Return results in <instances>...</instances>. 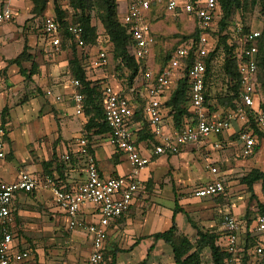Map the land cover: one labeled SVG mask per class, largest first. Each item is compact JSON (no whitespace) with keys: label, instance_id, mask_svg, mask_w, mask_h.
I'll return each mask as SVG.
<instances>
[{"label":"built area","instance_id":"1","mask_svg":"<svg viewBox=\"0 0 264 264\" xmlns=\"http://www.w3.org/2000/svg\"><path fill=\"white\" fill-rule=\"evenodd\" d=\"M5 0L0 8V32L3 27L14 19L12 2ZM220 0H129L127 12L121 16L122 24L127 27L133 45L131 51L139 62V73L132 84L131 90L135 96L144 100L143 120H136L135 114L139 105L127 95V90H116L106 81L102 84L104 96L105 120L111 132L107 137L109 145L124 154L129 160L132 171L118 176H104L100 173L95 155L89 150L86 137L77 140L73 152L85 157L84 181L77 188L58 186L49 176L37 174L27 167L18 170L14 181H7L0 175V264H20L32 256L29 250L19 251L14 246L17 236L12 205L20 194H30L36 191H49L65 215L70 231L76 229L86 232L91 239V252L88 264H101L103 250L108 238V230L113 222L129 213L138 193L142 191V175L153 161V155H177L187 145L199 144L216 137L212 142L214 150L230 147V139L219 137L233 130L231 135H237L235 147L242 157L255 154L258 145V135L252 128L251 117L264 132V112L261 100L256 90V75L258 70V39L261 29L253 28L245 31L242 24L233 28L229 44L234 47L238 59L240 73L239 100L235 109L226 111V115L211 111L207 103L205 58L215 49L217 31L221 19ZM166 4L167 11L175 18L186 14L195 26L202 32L198 40H186L172 52L163 68L156 73L149 63V57L156 40L148 22L147 13L156 4ZM41 33L46 41L48 56L54 58L72 49L75 45L81 50V55L87 54L89 46L84 39V28L79 23L69 25L70 39L63 45V28L53 15H45L41 21ZM227 33V32H225ZM1 45V41H0ZM191 51L194 58L189 60ZM88 72L91 69L103 70L109 64L106 50L98 48L93 58L85 61ZM186 76L189 82V106L192 115L184 118L177 126L166 119L169 108L165 107L167 93L174 90L178 81ZM68 78L69 100L74 104L76 114L84 115L85 94L81 91L82 81L76 77L71 66L65 69ZM48 97L62 101L64 96L57 94L51 88L45 91ZM167 109V110H166ZM147 123L154 138L153 155L144 153V146L136 143L135 130L142 129ZM239 125V129L234 128ZM10 121L0 107V159L8 155L6 137ZM71 153L63 154V160H71ZM205 168L210 175L204 187L196 188L193 197L203 199L217 197L227 190L226 172L209 154H204ZM87 205L93 206L98 220L88 222L83 217ZM240 221L231 214L223 219L222 231L225 234V249L229 253L226 264H264V215H257L251 226ZM245 232L249 239V247L242 243ZM249 232V235L247 233ZM249 236V238H248Z\"/></svg>","mask_w":264,"mask_h":264},{"label":"rangeland","instance_id":"2","mask_svg":"<svg viewBox=\"0 0 264 264\" xmlns=\"http://www.w3.org/2000/svg\"><path fill=\"white\" fill-rule=\"evenodd\" d=\"M5 1V0H4ZM60 6L63 9H66L69 11V15L73 16V9L70 6V0H58ZM93 3V9H92V23L93 25L97 26V31L99 34H101V43L98 45V47H103L107 50L108 57H109V64L104 68L105 73L107 74H114L116 76L117 73L121 74V70L118 69V65L120 63V60H117L114 57V46L111 45L110 42H108L107 36H105V28L102 22V8L99 4V0H92ZM25 5V9L27 8V12H25V16L20 18L21 25H17L16 19L14 21V24L17 25L18 32H17V38L14 41V44H11V46H8V51L11 52L12 49L14 51H22L23 46L25 47L28 45L29 41L33 38L35 39L36 36H42L39 31L40 27L39 24H41L42 18L44 15H48L50 13V8L52 10V15H55L54 11V0H49L47 7L43 13L39 12H33V8L37 5L36 0H14L12 2V8L15 6ZM158 14H155L152 17V26L154 33L156 34V43L155 46L152 48V52L149 57V62L152 65V67H158V65H161L162 59L166 56H168L170 53H172V50L177 46L179 43V40L183 38L186 34H189L191 32H194V24L189 19V17L184 14L181 17H178L175 19L168 11L164 8V6H158L157 7ZM22 11V10H20ZM23 12V11H22ZM222 17V16H221ZM74 18V17H72ZM38 20V28H35L33 25ZM182 20V21H181ZM229 27L227 28V34L229 37H231V34L233 32V28H235V25L238 24H244V25H250L251 27H254L256 29H262L264 26L263 22V16L261 13V7L259 5L253 6L252 0H243V6L241 9L235 10L232 18L229 20ZM218 28V27H217ZM224 32V33H225ZM38 36L36 39H38ZM35 37V38H34ZM43 38V37H42ZM38 53L36 54V57L38 55L40 56V63L36 61L37 63L36 67L34 68V71H36L37 74H46L45 71H48V68H50V65L52 67V70L54 69V66H57L56 74L57 75H64L63 72L66 69V64H61L63 62L62 57H56L53 61H50V58L46 56V53H44L41 49H39L38 44ZM99 47V48H100ZM16 48V49H15ZM30 46H27V52L29 53ZM24 50V48H23ZM19 51V53H20ZM81 50L78 49V53H80ZM95 52V50L93 51ZM97 52V51H96ZM95 52V53H96ZM22 53V52H21ZM20 53V54H21ZM19 54V55H20ZM18 55V56H19ZM33 55V54H32ZM34 57V55H33ZM70 57V54H69ZM92 57V55H91ZM90 57V58H91ZM25 55L22 57V64L25 61ZM89 60V56L87 58ZM161 59V62H160ZM222 61V59H221ZM30 65V64H29ZM43 65V68L41 70L40 66ZM63 65V66H62ZM44 66L46 67V70L44 71ZM65 68V69H64ZM103 69V70H104ZM45 73H44V72ZM126 73H128L127 69L125 70ZM55 73V72H54ZM104 72L101 71V69H91V76L96 78L98 81L106 80L102 78ZM263 74V75H262ZM260 76V82L263 84L260 90V95L262 98V101H264V73H262ZM23 75V74H22ZM123 75V73H122ZM20 75H16L14 80ZM24 76V75H23ZM109 82L114 86L116 84L115 77L113 75H108ZM125 76V75H123ZM224 73L221 70L220 67H216V70L214 72V76L210 81V93H211V100L214 105H220V108L218 109V113L222 114L223 116L226 115V111L229 110L228 106H223L220 102V97H224L227 92V82L224 79ZM117 77V76H116ZM119 77V76H118ZM121 77V76H120ZM119 79V78H118ZM16 81V80H15ZM30 83V80H28ZM49 83V81H48ZM9 83H6L5 86L3 85L2 89L0 90V107L5 102L6 98H11L10 96V88ZM14 87V86H13ZM42 95L43 93L41 92ZM29 95V93H27ZM24 97V94L18 97V104L21 103L22 99ZM14 98V97H13ZM69 96L65 98V100L68 101ZM17 100V99H16ZM65 102L61 104H54V101L52 97H34V99L29 103H24L20 105H16L14 108H12L11 111V144L14 152L23 154L22 156H30L31 150H38L41 152L43 145L40 142L34 143V145H30V139L28 135V131H32L33 134L38 133L37 127L41 126L42 123H44L43 127L41 128L45 133H48L50 135V115H44L43 117H40L39 109L41 107V103H45L47 108H50V104L58 105L61 108L65 107ZM67 115L74 116L72 120L75 122V124H78L79 118L81 120H85L84 116H77L75 114V108L73 105H70L68 107V110L66 111ZM20 113L22 115H20ZM9 116V115H7ZM79 127V126H78ZM77 127V128H78ZM28 129V131H27ZM36 129V130H35ZM26 132V133H25ZM77 134L74 133H68V137L76 136ZM219 137L220 140H222ZM236 137L231 139V142L233 143L235 141ZM94 140V139H93ZM216 140V137H212L210 141ZM9 142V141H8ZM263 143L260 144L258 147L257 154H255L252 157L244 158L242 157L239 152H237V148L235 146H232L231 148L227 147L221 150H215L212 151L210 154L214 153V158L217 159V163L221 166V168L227 173L226 179H227V190L226 194L223 196H220V198H213V199H198L193 197V192L197 187H200L204 185L210 178L207 175V172L205 171L203 160L199 158L197 152V149H188L191 150L189 153H185L182 156V152H180L177 156H180L181 161L176 162V164H170V168L165 171L161 177V182H154L152 181V186L147 189V192H143L146 198H144V204L142 206L143 214L148 216L151 213H158V211H162V209H165L166 212H170L171 210L175 209L176 203L173 201L171 203V200L173 198H167L169 196L164 195L163 192L165 190L171 191L174 195L176 194L177 197H179L180 200H183L184 210L187 212V215H185L183 212V218L182 222L184 221L182 225V233L186 234L190 239L194 241V238L196 237L198 229L200 230H221L223 225V213L225 211H230L232 214L235 215L240 221L244 220L247 221V218L249 215L250 219L255 217L260 211V204L264 203V194L262 191H259L261 186L260 184L255 185L254 193L248 191V188L245 184L241 182V179L247 175L252 169H260L264 171V149ZM186 149V148H185ZM184 149V150H185ZM255 152V153H256ZM209 154V152H206ZM43 158H48L50 161V144L46 146V151L43 150L41 153ZM176 157V156H173ZM173 157H170L171 159ZM25 157L21 159L19 157L18 159L14 160H8L6 159H0V173L5 176L6 178H12L14 176L16 168L19 167L22 163L25 161ZM40 161L38 160L39 164L43 166L44 168V162L48 161ZM180 160V159H179ZM64 161V160H63ZM60 162L62 167L73 169L74 173H76V180L82 181L85 178V163L83 161L77 160L74 158L70 162ZM167 160H165V157L161 158V160L156 164V174H159L164 169V166L167 167ZM172 162V160H171ZM53 163V162H52ZM119 168V173L123 174L122 172L129 173L132 171V166L127 159L125 155H123V159L120 163L117 164ZM171 199V200H170ZM30 209H28L29 212H27V216H23L25 218H22L19 216V220H16V232L18 235H22V237L29 239V244L31 245L33 254L36 253L37 249L41 250L42 257L44 258L43 262L44 264H50V260H55L59 262V264H67L70 261L68 260V255L71 250L74 252V250H77V253L74 255L75 261L73 264H81L85 258V254H88L91 252L90 247L86 244L85 233L79 230L74 231H66L62 230L65 229V226L57 230L56 232H62L64 235L61 237L62 239H67L71 235H77L80 238L84 240V243H82V250L84 251V254L82 255L81 246H75L74 244H70L69 242L63 244V243H56L54 245L53 242L50 241V198L43 199V202L40 201H34L29 204ZM14 209V215L18 217L19 212V203L15 204ZM159 207V208H158ZM170 209V210H169ZM188 209V210H186ZM234 211V212H233ZM155 213V214H156ZM132 215H136L135 212ZM26 217H28L26 219ZM170 222L165 224V226H161L158 231H164L171 227L172 225V217L170 218ZM190 219V221H189ZM23 223V224H22ZM196 225V227L194 226ZM25 225V226H24ZM119 225V224H118ZM129 225H119V229L115 232H110L108 230V238L105 244V248L103 250V254L105 253V264H110L112 260V256L114 253H117V259L120 264L124 261L125 256L127 255V252H125L126 249L130 248L132 246V242L130 240V236L128 234V228ZM149 228L150 225L148 224ZM180 228V226H178ZM113 228V227H112ZM177 228V231L178 229ZM190 228V229H189ZM148 230V229H147ZM35 235H40L37 238H33ZM243 239V237H242ZM36 241V242H35ZM69 241V238L68 240ZM69 243V244H68ZM242 243L243 240H242ZM51 244V245H50ZM74 245L75 247L72 249L71 246ZM60 246V247H59ZM55 247L58 250L63 251L64 254H61L59 256H51L50 253L52 252ZM144 248V247H143ZM124 249V250H123ZM210 250L205 249L203 252V264H213V261L210 256ZM90 254V253H89ZM119 254H122V258L118 257ZM55 257V258H53ZM103 261V260H102ZM117 264V263H116Z\"/></svg>","mask_w":264,"mask_h":264},{"label":"crops","instance_id":"3","mask_svg":"<svg viewBox=\"0 0 264 264\" xmlns=\"http://www.w3.org/2000/svg\"><path fill=\"white\" fill-rule=\"evenodd\" d=\"M182 1H188V0H182ZM3 2H4V0H0V8L3 6ZM118 4H119V16L121 17V16H123V14H125L127 12L129 0H118ZM24 6L25 5H20V6H15L13 8V10H14L13 21L6 24L0 32V41H1V45H0V90L2 89L3 85L5 86L6 83H9L10 84L9 87H11L10 88L11 98L10 99L6 98L5 102L3 103V105L1 107L3 109L8 110V115H9L8 118L10 121L12 108H14L16 105L29 103L34 99V97H43V98L48 97L45 93L47 88H51L52 90H54L55 93L61 94L64 96V99L62 101H56L54 99V97H52L54 104L55 103L61 104V103H64V101H66V102H65L64 108H61L60 106L53 105V104H50V108H47L45 103H41V107L39 109L40 117H43L44 115L45 116L50 115V135L48 133H45L41 129V128H44L43 127L44 123H42L41 126L37 127V129H38L37 134H36V132H35V134H33L31 129H30V131H28V129H27L29 139H30V145L33 146L34 143L36 144V142H40L41 144L42 143L44 144V145L42 144L43 147H42L41 152H39L36 149L31 150V155L28 157L22 156L23 154H19V153L14 152V150L12 148V144H11L12 136H11V122H10L9 132H8L7 137H6L7 144H8V155L6 158L8 160L12 161L14 159H18L19 157H21V159L23 157H25L26 160L24 161V163H22L19 167L16 168L17 170L15 171V174H14V176H12V178H10V177L6 178L1 173H0V175L5 180L11 182L17 178L18 170L22 167H27L30 171L35 172L37 174L44 173V168H43V166H41V164L38 163L39 162L38 160H40V161L48 160V158L41 157L42 156L41 153L43 152V150L46 151V146H48L50 144V162H51L50 169L53 171V175H55V177H57V178L59 177L61 179V181H60L61 185L67 186V188H69V189L70 188H77L84 180L78 182L75 179L76 176H78V175H76V173H74V170L62 167L61 164H59V163L63 161L62 156H63V154H65L67 152L68 153L70 152L71 156H74L77 159V157L75 156L76 153L73 152V150H75L74 146H75L77 140L79 138L83 137L84 125L88 119L85 115H81V116L85 117V120H81L79 118L78 124H75V122L72 120V118L74 116H72V115L68 116L66 114L67 113L66 111L68 110V107H70V105H73L74 108H75V106L69 99H68V101L65 100V98L71 92V88L69 87L70 85H69L67 77H65L63 75L60 76V75L56 74V70H58L57 66H54L53 67L54 69L52 70V67H51L52 64H51L50 68H48V71H45L46 67L44 66V71L46 72V74H42L40 76V74H37L35 72L34 75H32L30 77V79L27 78V76L31 75L30 73H31L34 61L35 62L38 61L40 63V59H41L40 56L38 55V57H36V54L38 53V47H37L38 44L40 46L39 49H41L44 53H46V56H48V53L46 51V48H47L46 41H45L42 33H40L42 36L37 35L38 39H36L37 38V36H36V38L34 37L35 39L32 38L28 43V45L30 46L29 53L34 55V57H33L34 60L24 62L22 64V67H20L16 63L11 62L13 59L18 57V55L23 51V48H24V46H23L22 51H20L21 49L18 51L17 50L14 51L13 49L11 52L8 51V46L12 47L11 44H14V41L17 38V32H18L17 31L18 30L17 25H21L20 18L24 17L25 12H27V10H28L27 8L25 9ZM20 10H22L23 12ZM48 15H52L51 8H50V13ZM16 17H17V19H16ZM15 19H16L17 25L14 24ZM181 19H182V16H181ZM37 24H38V20L36 23L33 24L35 26V28H38ZM193 24H194V22H193ZM194 27H195V24H194ZM39 31H41V29H39ZM98 48H99L98 46L89 48V51H88L89 59L93 58V56L96 54L95 52L98 50ZM94 50H95V52H93ZM19 51H20V53H19ZM69 54H70V57H69ZM79 55L82 56L81 52L79 53ZM90 55H92V57ZM58 56L62 57L63 62L61 64H66L65 65V68H66L67 66H69V61L71 59H73L74 53H73L72 49H65L64 52ZM58 56H56V57H58ZM56 57L51 58L48 56V58H50V61L51 60L53 61L54 59H56ZM21 68H24L27 71V73L24 74L21 71ZM40 68L42 70L43 65H41ZM101 71L104 72L102 75V78L106 79V80H103L102 83L109 81L108 78H106V77H108L107 74L114 76V74H110L108 72L106 74L105 69L101 70ZM17 74L20 75L21 77L18 76V79L16 78L15 79L16 81H15L13 77H15ZM90 74H91V71L88 72V76L91 79H93L94 81L97 80L96 78H94ZM114 77H115V82H116V84H114V87L116 88V90L124 91V87L121 84V81L116 76H114ZM28 80H30V83L28 82ZM48 81H49V83H48ZM39 88H41V92L43 93L42 95L39 93L40 92ZM172 92H173V90L171 92L167 93L168 95L165 98L166 100L170 98ZM27 93H29V95H27ZM126 93L130 98L134 99L137 104L141 103V101L139 100V97L135 96L131 90L130 91L127 90ZM23 94H24V97H23L21 103L18 104V97H20ZM167 113H169L168 110H167ZM75 114H76V109H75ZM20 115H22V114L20 113ZM77 116H79V115H77ZM171 118H172L171 116H168L166 121L172 122ZM234 128L238 130L239 125L234 124ZM74 132L77 134L76 136H73L71 138L67 136L68 133L70 134V133H74ZM232 133H233V130H230L229 133H225L224 135L220 136V137H223V138H221L222 140H224V138L230 139L229 145H231V146L229 148H231L232 146H235V144L237 145V143L235 142L237 140V136L231 135ZM234 137H236V139L232 143L231 139ZM93 139H94L93 140V146L95 149V157H96V161H97V165H98V168L100 170V173L104 176L124 175V172H122L123 174L119 173V168L117 166V164L122 161L124 154H122L117 149H115L114 147L109 145V143L107 141V137L95 136ZM263 141H264V138L261 140L259 139L257 147H259L260 144L263 143ZM212 142H214V141L208 140L206 142H202L199 144L197 143V144L187 145L186 147H184L181 150V152L182 151L183 152L180 156H182L185 153H189L191 150H188V149H197L196 153L198 154L199 158L203 160L204 167H205L206 160L204 158V154H206V152H209V155L214 160H217L214 158V153L210 154L212 151L213 152L215 151L213 149ZM142 145L144 146V153L145 154L149 155V154L153 153V148L148 147L147 141H143ZM263 149H264V147H263ZM256 151H258V148L256 149ZM255 154H257V152ZM177 155H161V156L153 155L152 163L149 165V167L144 171V173L142 175V182H143L142 191L140 193H138V195L134 199L131 210L129 211V213L125 214L124 216L119 218L117 221L113 222L112 225L109 227L110 232H115L119 229V225H123V226L129 225V226H127V228L129 229L128 234L131 235L129 241L132 242V246L125 250V252H127L125 259L122 258V254L118 255V257H120L124 260L122 262V264H138L139 262L146 260V259H147V264H175L174 263V254H173V250H172L171 246L169 244L165 243L163 240H156L155 237L153 236L156 232H162V231H158V229H160L161 226H165V224L170 222L171 217H172V225H173V216L175 213V211H174L175 209L171 210L167 214V212H166L167 208L164 207L165 209H162V211L159 210L158 213L155 212L156 214L151 213L150 215L146 216V214L142 215L143 214L142 206L144 204L143 200H145L144 198H146L144 193L147 192V189L152 186V181L161 182L160 177L165 171H167L170 168V164H173L174 162H175L174 164H176V162L181 161L180 156H177ZM254 155H252V156H254ZM173 156H176V157H173ZM163 157H165V160H167L166 161L167 167L164 166V169L162 170V172H160L159 174H156V167H157L156 164H158V162ZM170 157H173V158L171 159ZM244 158L246 159L249 157H244ZM171 160H172V162H171ZM205 171L207 172L206 168H205ZM125 174H126V172H125ZM207 175H209L208 172H207ZM85 177H86V174H85ZM208 177L210 178V175ZM261 190H262V188H260L259 191H261ZM163 194L169 196L167 198H170V197L173 198V200L170 199L171 203H173V201L174 202L176 201V194L174 195L171 191L165 190L163 192ZM51 195L52 194L49 191H36V192L30 193V194L18 195V197H16V199L14 200L13 205H12L13 215H14V209L16 208L15 204L19 203V207H20L19 212L17 214L18 217L16 215H14L15 223H16V220H19V216H21L22 218H25V217H23L24 215L27 216L26 213L29 212L28 209H30V205H29L30 203H32L34 201L43 202V199L50 198V241L53 243L58 242V243H63V244H65L67 242H69L70 244L75 243V246L80 245L81 250H82L83 249L82 243H84V240L82 238H80L77 235H71L68 237L69 241H67L68 238L67 239L61 238L64 235L62 232H56L57 230H59L60 228H62L64 226H65V229H62V230L68 231L69 228H68V222H67L65 215L59 209V207L57 206V204L54 200V197ZM178 201H179V205L181 207L184 206L183 205L184 201L180 200L179 197H178ZM186 210H188V209H186ZM134 212L136 215H134V216L132 215V217H131V214H133ZM223 214L234 215L230 211H225ZM83 217L88 222L98 220V214L95 213V210H94L93 206H91V205L86 206V208L83 212ZM174 217H175V223H176L177 228H179L178 226H180L178 231L183 232L182 231V225H181L184 223V221L182 222L183 214L181 212H178V213H176V215ZM27 218L28 217H26V219ZM148 224L150 225V228H149ZM168 229H166V230H168ZM77 230H79V229H77ZM166 230H164V231H166ZM79 231H81V230H79ZM82 232H84V231H82ZM84 233H85L84 239H86V244L90 247V249H92L91 239L86 232H84ZM38 236L40 237V235L34 234L33 238L35 239ZM242 237H243L242 240L244 242L243 245H245L248 242V239L246 237L245 232L242 234ZM28 241H29L28 238L22 237V235L19 236L17 233V236L15 237V240H14L15 248L19 251L29 250L32 252V256L28 260H26L25 262L20 263V264H44V262H43L44 258L42 257L41 250L37 249L36 253L33 254L31 245L29 244ZM56 243H54V245ZM75 246L72 245L71 248L73 249ZM72 251L73 250H71V252H69L68 255L66 256V257H68V260L70 261L67 264H73V262L75 261L76 256L74 254L77 253V250H74V252H72ZM89 253L85 254L86 259H84L81 264H88ZM61 254H64L63 251L58 250L56 247L50 253L51 256H59V257H61L60 256ZM81 254L82 255L84 254L83 250H82ZM53 258H55V257H53ZM50 264H59V262L52 259V260H50ZM117 264H120L118 262V259H117Z\"/></svg>","mask_w":264,"mask_h":264},{"label":"trees","instance_id":"4","mask_svg":"<svg viewBox=\"0 0 264 264\" xmlns=\"http://www.w3.org/2000/svg\"><path fill=\"white\" fill-rule=\"evenodd\" d=\"M37 5L33 8V12H39L43 13L47 7V4L49 0H36ZM99 4L102 8V22L105 28V36H107L108 42L111 43L112 46H114V57L117 60H120V63L118 65V69L121 70V74L117 73L116 76L121 81V84L123 85L124 89L128 90L131 88L132 84L134 83L135 78L138 75L139 71V62L136 59V57L133 55L131 51V47L133 45L131 35L125 27L122 22L121 18L119 16V4L118 0H99ZM220 11H221V19L218 23L217 31L213 32V36L217 38V44L215 49L205 58L206 64H207V73H206V87H207V103L211 111H218L220 108V105H214L212 103V96L210 93V81L214 76V72L216 70V67H220L221 70L224 73V79L226 80L227 84V92L224 97H220V102L223 104V106H228L230 109H235L237 106V101L239 100V91H240V85H239V79H240V73H239V65H238V59L235 57L234 54V47L229 44V35L227 33H224L227 31V28L229 27L230 19L232 18L235 10L241 9L243 6V0H220ZM252 5L256 6L259 5L261 7V13L263 16V22H264V0H252ZM70 6L73 9V16L69 15V11L66 9H63L58 0H54V11H55V18L60 22L62 28H63V45L66 48V44L68 40L71 37V34L68 31V27L71 24L79 23L84 28V39L86 44L91 47H96L101 43V34L97 31V26L93 25L92 23V9H93V3L92 0H70ZM158 6H164L166 9V4H156L153 5L150 9V11L147 13L148 22L150 24V28L152 31V34L156 38V34L154 33V28L152 26V17L155 14H158L160 10L157 9ZM45 16V15H44ZM74 17V18H72ZM242 24V23H241ZM245 31H250L254 27H251L250 25H244ZM42 24H39L38 27L41 28ZM262 35L258 39V70L256 75V90L258 92V95L260 96L261 100V109L262 112H264V101H262L260 90L261 84L260 82V76L262 73H264V26L261 29ZM201 30L194 27V32H191L189 34H186L183 38L179 40V43L177 46L172 50L175 51V49L184 43L186 40H198L201 35ZM27 46L24 47V50L22 53L15 59H13L11 62L18 64L20 67H22V57L25 55V61H32L33 55L27 52ZM100 47V46H99ZM72 50L74 53L73 59L69 61V66H71L76 74V77L80 78L82 81V88L81 91L85 94V102H84V115L87 117V122L84 125L83 129V136L86 137L89 141V150L92 155H95V149L93 146V138L95 136H101V137H108L111 130L106 123L105 120V113H104V96L102 93V81L93 80L88 76V70L86 60H88L89 53L84 54L82 56L78 53V48L75 45H72ZM104 50H106L103 47H100ZM107 52V50H106ZM172 53H170L168 56L165 57V59H162L161 65H158V67H153L156 73H159V71L165 66L168 59L170 58ZM91 56V55H90ZM194 58V51H191L189 55V60H192ZM222 59V61H221ZM161 62V59H160ZM37 63H33L31 75L27 76L28 79L36 71H34V68L36 67ZM128 73H126V70ZM21 71L26 74L27 71L24 68H21ZM125 75L123 76L122 75ZM63 76H65V70L63 72ZM263 75V74H262ZM119 76V77H118ZM121 76V77H120ZM188 89H189V82L186 76H183L180 78V80L177 83L176 88L173 90L170 98L165 102V107L169 108V115L173 117V120L177 126L180 125L181 121L187 117H190L192 115L191 109L189 106V95H188ZM139 109L137 110L135 114L136 120H143V105L144 100H141ZM4 113L8 115V110L3 109ZM225 116V115H224ZM144 121V120H143ZM252 121V128L255 130V133L258 135V139L264 138V132H262L259 127L255 123L254 117H251ZM136 134V143L140 146L143 141L148 142V147L153 148L154 147V138L153 133L151 132V129L149 128V125L145 123L142 129L135 130ZM237 136V135H236ZM258 148V147H257ZM120 152V151H119ZM77 157V160L83 161L86 164V159L83 156L75 155ZM75 157L72 156L71 160H73ZM64 160L63 162H70ZM51 162L46 161L44 162V174L51 176L55 183L63 187V185L60 184L61 179L58 177H55L53 175V171L50 169ZM61 167V166H60ZM241 182L245 184L248 188V191L254 193L253 190H255V185L260 184L262 188V193L264 194V171L260 169H252L247 175H245ZM205 185H202L197 188L204 187ZM67 188V186H65ZM225 193L217 196V197H207L204 199H217L220 198V196H223ZM176 207H175V213L183 212L185 215H187V212L179 205L178 197L176 195ZM260 211H258L259 214L264 215V203L260 204ZM257 213V215H258ZM226 214H223V219ZM257 215L250 219L249 215L246 221V226L249 227L253 223V221L256 219ZM173 216V225L166 231L162 232H156L153 236L156 240H163L165 243L169 244L173 250L174 254V263L175 264H203V252L205 249L210 250V256L213 261V264H226V260L229 258V253L225 249V234L222 230H200L198 229L196 237L194 238V241L190 239L186 234L177 231V226L175 223V217ZM188 216V215H187ZM190 221V219H189ZM196 227V225L194 224ZM69 228V227H68ZM197 228V227H196ZM70 230V229H69ZM68 230V231H69ZM248 235L249 232L247 231ZM249 238V236H248ZM249 239L248 242L245 244V247H249ZM112 260L110 264H116L117 263V253H114L111 257ZM105 253L103 254V261L101 264H105ZM138 264H147V259L139 262Z\"/></svg>","mask_w":264,"mask_h":264}]
</instances>
